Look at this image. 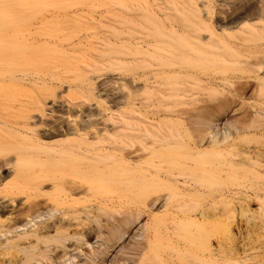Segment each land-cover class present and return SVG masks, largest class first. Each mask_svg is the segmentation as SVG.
<instances>
[{"label":"bare ground","instance_id":"1","mask_svg":"<svg viewBox=\"0 0 264 264\" xmlns=\"http://www.w3.org/2000/svg\"><path fill=\"white\" fill-rule=\"evenodd\" d=\"M142 216L115 264H264V0H0V264Z\"/></svg>","mask_w":264,"mask_h":264},{"label":"rangeland","instance_id":"2","mask_svg":"<svg viewBox=\"0 0 264 264\" xmlns=\"http://www.w3.org/2000/svg\"><path fill=\"white\" fill-rule=\"evenodd\" d=\"M236 115H234L232 118L236 117ZM223 125L224 123H222L221 125H219L218 127H215L214 132L223 129ZM217 138L219 139L220 136H217ZM145 221H147V216H142L138 222L132 226L131 230L129 231V234L126 235L120 242H118V244L111 250H109L107 256L105 257V260L102 264H115L117 259L121 258L120 252L121 249L124 246H127L129 244H132L134 242V240L137 241H141L142 237H143V231L141 230L142 226L144 225ZM135 236L133 239L132 237ZM72 244H69L67 246L68 249H66L65 253L67 255V257H65V259H63V261H61V264H79L78 260L73 259L75 253H72ZM61 250L56 251V256L60 257L62 255V252H60ZM55 254H53L51 257H53ZM83 259V258H81ZM128 264H132V262H128Z\"/></svg>","mask_w":264,"mask_h":264}]
</instances>
